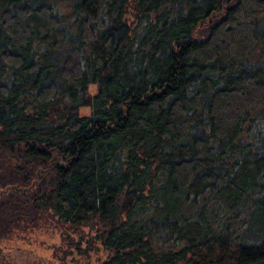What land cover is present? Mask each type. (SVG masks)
I'll list each match as a JSON object with an SVG mask.
<instances>
[{
    "label": "trees",
    "instance_id": "obj_1",
    "mask_svg": "<svg viewBox=\"0 0 264 264\" xmlns=\"http://www.w3.org/2000/svg\"><path fill=\"white\" fill-rule=\"evenodd\" d=\"M262 17L0 0V186L26 189L0 198V232L32 214L97 223L99 264H264Z\"/></svg>",
    "mask_w": 264,
    "mask_h": 264
},
{
    "label": "rangeland",
    "instance_id": "obj_2",
    "mask_svg": "<svg viewBox=\"0 0 264 264\" xmlns=\"http://www.w3.org/2000/svg\"><path fill=\"white\" fill-rule=\"evenodd\" d=\"M263 29L264 17L260 26V30ZM88 111L82 108V113ZM1 166L0 172H4L7 165L5 168ZM36 172L43 181L42 172L39 169ZM39 181L35 182L33 178L30 183L40 185ZM12 191L24 193L26 189L15 184L1 185L0 198ZM37 216H26L27 219L19 223L18 228L0 232V264H99L109 257V252L96 236L99 229L97 223L72 228L62 226L56 218L51 220L46 216Z\"/></svg>",
    "mask_w": 264,
    "mask_h": 264
}]
</instances>
